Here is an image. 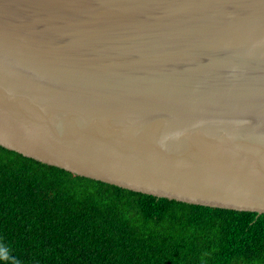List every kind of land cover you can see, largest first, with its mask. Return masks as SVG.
<instances>
[{
    "label": "water",
    "instance_id": "obj_1",
    "mask_svg": "<svg viewBox=\"0 0 264 264\" xmlns=\"http://www.w3.org/2000/svg\"><path fill=\"white\" fill-rule=\"evenodd\" d=\"M0 147L264 214V0H0Z\"/></svg>",
    "mask_w": 264,
    "mask_h": 264
},
{
    "label": "trees",
    "instance_id": "obj_2",
    "mask_svg": "<svg viewBox=\"0 0 264 264\" xmlns=\"http://www.w3.org/2000/svg\"><path fill=\"white\" fill-rule=\"evenodd\" d=\"M0 241L22 264H264V214L145 195L0 147Z\"/></svg>",
    "mask_w": 264,
    "mask_h": 264
},
{
    "label": "clouds",
    "instance_id": "obj_3",
    "mask_svg": "<svg viewBox=\"0 0 264 264\" xmlns=\"http://www.w3.org/2000/svg\"><path fill=\"white\" fill-rule=\"evenodd\" d=\"M0 264H22L21 260L15 255L13 246L0 241Z\"/></svg>",
    "mask_w": 264,
    "mask_h": 264
},
{
    "label": "bare ground",
    "instance_id": "obj_4",
    "mask_svg": "<svg viewBox=\"0 0 264 264\" xmlns=\"http://www.w3.org/2000/svg\"><path fill=\"white\" fill-rule=\"evenodd\" d=\"M105 176H106V177H109L108 174H106ZM105 180H107L108 182L111 181L110 178H107V179L105 178Z\"/></svg>",
    "mask_w": 264,
    "mask_h": 264
},
{
    "label": "rangeland",
    "instance_id": "obj_5",
    "mask_svg": "<svg viewBox=\"0 0 264 264\" xmlns=\"http://www.w3.org/2000/svg\"><path fill=\"white\" fill-rule=\"evenodd\" d=\"M105 178H110V177H106V176H105Z\"/></svg>",
    "mask_w": 264,
    "mask_h": 264
}]
</instances>
